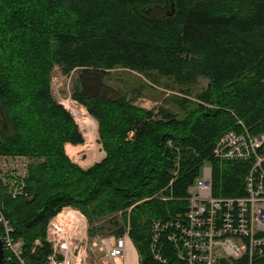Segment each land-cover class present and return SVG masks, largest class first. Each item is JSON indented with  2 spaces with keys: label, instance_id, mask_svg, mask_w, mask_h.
<instances>
[{
  "label": "trees",
  "instance_id": "16d2710c",
  "mask_svg": "<svg viewBox=\"0 0 264 264\" xmlns=\"http://www.w3.org/2000/svg\"><path fill=\"white\" fill-rule=\"evenodd\" d=\"M54 66L76 72L70 97L97 124L104 156L87 168L65 151L83 137L52 94ZM116 68L171 79L178 111L108 95ZM1 120L0 157L27 159L20 195L0 177V213L25 264H45L46 224L67 205L90 234L119 235L128 221L145 259L151 221L185 210L205 161L213 195L242 194L248 163L217 161L212 148L228 130L264 134V0H0ZM4 264L20 263L5 251Z\"/></svg>",
  "mask_w": 264,
  "mask_h": 264
},
{
  "label": "built area",
  "instance_id": "2783aa9c",
  "mask_svg": "<svg viewBox=\"0 0 264 264\" xmlns=\"http://www.w3.org/2000/svg\"><path fill=\"white\" fill-rule=\"evenodd\" d=\"M212 158L248 163L242 194L213 195L212 164L205 161L187 188L185 210L151 221L145 259L129 237L128 221L119 235L90 234L85 215L67 205L46 224L45 264H256L264 254V134L225 131L212 148ZM23 167L19 173L15 164L10 174L0 175L12 197L22 193L25 163ZM0 229L8 259L25 264L23 242L11 236L12 227L1 213Z\"/></svg>",
  "mask_w": 264,
  "mask_h": 264
},
{
  "label": "rangeland",
  "instance_id": "374dc122",
  "mask_svg": "<svg viewBox=\"0 0 264 264\" xmlns=\"http://www.w3.org/2000/svg\"><path fill=\"white\" fill-rule=\"evenodd\" d=\"M51 75L52 94L55 100L61 103L67 110H69L76 124L78 125L79 131L82 134L83 142L77 145H85L87 146L86 148H90L87 150V156L86 154H82V156L79 158L80 163L83 164L85 168L86 166L99 161L104 156V151L102 150L97 133V124H95L96 121L87 113L84 107L79 105L70 97L72 91L71 78L76 76V72L74 71L70 76H66L61 73L58 66H54ZM149 77L154 81L151 82L149 80L150 78L136 71L125 70L122 68L113 69L107 79V83L111 86V89H108V95H118L119 93H124L127 94L128 98H131L133 103L139 107L151 109L158 106H164L170 108L172 111L177 112V106L171 100L169 101V98L172 95H182V93L179 91V86L169 78L155 77L154 79L153 75ZM205 85L206 79L200 78L195 85L190 87V90L192 93H196ZM182 88L183 87H181V89ZM74 106L78 107L82 112H86L88 116L91 117L93 121H95V123L90 125L91 128H89L87 124L84 125L82 123V116H77L74 113ZM68 152H71V150H68ZM79 152L83 153V149H80ZM71 160L73 161V159ZM23 163L26 164L27 159H25L24 162L23 159H19L18 162H16L14 158L0 157V175L3 174V172H5V174H10L15 164L19 165L18 172L22 173L24 171ZM100 224L104 227L109 226L105 219L101 220ZM104 233L107 234V232Z\"/></svg>",
  "mask_w": 264,
  "mask_h": 264
},
{
  "label": "crops",
  "instance_id": "0c3cea01",
  "mask_svg": "<svg viewBox=\"0 0 264 264\" xmlns=\"http://www.w3.org/2000/svg\"><path fill=\"white\" fill-rule=\"evenodd\" d=\"M84 144H86V143H84ZM79 146H80V148H79ZM82 147H84V148H82ZM86 147L87 146H85V145H83V146L82 145H77V146L66 145L65 146V151H66V153L68 155L72 156L71 159H73V162L77 163L78 165L82 166V168H84L83 164L80 163L79 158H80V156H82V154H86V156H87V153H88L87 150L90 149V148L89 147L86 148ZM80 149H83V153L79 152ZM68 150H71V152H68ZM78 154H80V155H78ZM92 164H90V165H92ZM90 165L86 166L85 168L89 167Z\"/></svg>",
  "mask_w": 264,
  "mask_h": 264
},
{
  "label": "water",
  "instance_id": "95a60500",
  "mask_svg": "<svg viewBox=\"0 0 264 264\" xmlns=\"http://www.w3.org/2000/svg\"><path fill=\"white\" fill-rule=\"evenodd\" d=\"M170 8H171V12L169 13V15L171 16L174 13V5L172 2L170 3ZM0 130L4 133H6L8 130V126L4 120L0 121ZM0 264H4V248L1 237H0Z\"/></svg>",
  "mask_w": 264,
  "mask_h": 264
},
{
  "label": "bare ground",
  "instance_id": "6f19581e",
  "mask_svg": "<svg viewBox=\"0 0 264 264\" xmlns=\"http://www.w3.org/2000/svg\"><path fill=\"white\" fill-rule=\"evenodd\" d=\"M74 105H76V104H74ZM77 106V105H76ZM76 106H74L75 107V109H74V113L77 115V116H82L83 117V121H82V123L84 124V125H86L87 124V126L89 127V128H91V126L90 125H92L93 123H95V121H93V119L91 118V117H89L88 116V114L85 112H82L78 107H76ZM96 124V123H95Z\"/></svg>",
  "mask_w": 264,
  "mask_h": 264
}]
</instances>
